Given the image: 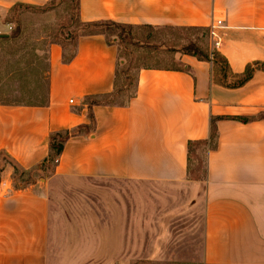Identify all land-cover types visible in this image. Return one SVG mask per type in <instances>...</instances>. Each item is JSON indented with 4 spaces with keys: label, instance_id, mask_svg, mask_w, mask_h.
I'll list each match as a JSON object with an SVG mask.
<instances>
[{
    "label": "crops",
    "instance_id": "1",
    "mask_svg": "<svg viewBox=\"0 0 264 264\" xmlns=\"http://www.w3.org/2000/svg\"><path fill=\"white\" fill-rule=\"evenodd\" d=\"M49 1L0 0V12ZM78 17L83 22L209 29L221 18L217 49L229 62L228 82L249 64L264 62V0H79ZM12 22L0 20V31L13 29ZM179 61L181 68H141L137 94L127 105H89L88 96L115 89L117 45L104 34L52 41L43 98L30 104L0 101V157L6 152L32 168L49 156L51 133L85 126L67 138L48 179L170 187L202 209L203 264H264V118H232H253L264 111V70L256 69L244 85L232 87L215 79L213 61L189 54H181ZM7 79L14 80L13 73L0 87L8 86ZM30 84L11 86L26 92ZM214 116L225 118L217 122V147H204L207 175L190 179L188 142L209 138ZM1 161L0 264H64L50 260L54 248L47 188L16 189L13 165ZM99 203L102 216L110 217L101 219L100 226L86 213L87 235L82 237L124 238L126 221L137 223L140 201L134 200L133 220L125 215L127 200Z\"/></svg>",
    "mask_w": 264,
    "mask_h": 264
},
{
    "label": "rangeland",
    "instance_id": "2",
    "mask_svg": "<svg viewBox=\"0 0 264 264\" xmlns=\"http://www.w3.org/2000/svg\"><path fill=\"white\" fill-rule=\"evenodd\" d=\"M77 14V0H50L34 8L17 5L7 14L0 12L2 23L13 21L14 25L8 32L0 31V81L4 82L10 73L14 76V80L7 79V87H0V101L18 103L43 98L46 82L42 76L47 68L48 45L52 41H68L79 35L83 29L76 24ZM125 30L134 36L132 42L106 35L107 41L118 48L120 83L125 82L127 75L134 80L145 64L181 66L179 57L185 50L208 48L211 57L215 58L213 52L217 46L210 30L173 26ZM149 35L152 39L144 41V36ZM4 37L10 39L1 40ZM220 74L215 66V79H221ZM19 81L31 83L26 92L12 88L11 85L15 86ZM130 84L118 100H126L133 92L135 84ZM204 151L202 147L199 155L206 163ZM51 168L53 164L28 186L35 190L47 188L51 199V241L54 248V253L50 254L51 261L60 263L65 260L64 264H203V212L191 200L184 201L179 192L160 184L135 185L101 179L51 180L47 178ZM114 199L127 200L130 206H126L125 215L127 213L131 220L134 218V200L140 201L141 206L136 208L137 223L126 221L124 238H83L87 235L86 213L90 221L100 225L101 219H109L110 216H102L103 208L98 206L99 202ZM119 209L121 211L122 208Z\"/></svg>",
    "mask_w": 264,
    "mask_h": 264
},
{
    "label": "trees",
    "instance_id": "3",
    "mask_svg": "<svg viewBox=\"0 0 264 264\" xmlns=\"http://www.w3.org/2000/svg\"><path fill=\"white\" fill-rule=\"evenodd\" d=\"M19 6H26L28 8H34V6L24 5V4H19ZM77 11L79 13V0H77ZM76 24L83 29L81 30L79 35L104 34L106 36L107 34H109L112 36H118L120 41L125 39L131 42L134 36L128 35L126 33L125 29L127 28H129L130 30H133L139 27H148L151 29H158L162 27V26H154V25H149V24L133 25V24L120 23V22H116L112 20L83 22L79 19V17H78V23ZM173 27L184 28L187 30L197 29V30H202L206 32H209L210 30L208 27H204V26H173ZM79 35H77L76 38ZM9 39L10 37H4L1 40H9ZM151 39L152 37L149 35V36H144L143 40L150 41ZM197 43L198 42H195L194 44L197 45ZM184 54L195 56L199 60L213 61L215 66L220 70V73H221L220 81L227 86L239 87L241 85H244L249 79H251L256 69L264 70V62H256L254 64H249L244 72L234 74L233 75L234 81L230 83L227 80L228 72H230L229 62L221 54V52L218 49L213 52L215 58L211 57L210 51L208 48H202V47H199L198 51L185 50ZM219 58L221 59L219 60ZM69 59L71 58L65 56V60H69ZM152 67H158V66H151L149 64H145L140 68H152ZM175 67L181 68V66H175ZM120 75H121V70L118 67L116 71L114 91L109 94L88 96L86 98V101L89 103V105H97V104L127 105L129 104L130 100L137 94L138 74L134 80L131 78V76L127 75L124 83H120ZM46 82H48V77L46 78ZM133 82L135 86H134L133 92L129 95V97L126 100H118L119 96H121V94H123L128 88H130V85H131L130 83H133ZM18 103L30 104L32 102L24 101V102H18ZM221 118H225V117H215V116L212 117L211 133H210L209 138L199 139V140H190L188 142V175L190 179L203 180V178L207 175L206 163H203V160L201 156L199 155V150L202 147H206L207 149H215L217 147L218 134H219L217 122ZM232 118L240 119L243 121L264 118V111H262L261 113H259L257 116L253 118H239V117H232ZM86 127L90 128L91 126L87 125ZM84 128L85 126L81 127L79 130L65 129V130H60V131L51 133L49 156L41 164L37 166H34L32 168H24L20 164H18L12 157H10L6 152H3L1 154L0 166L2 164L1 160L3 159L10 162L14 167V173H13L14 187L16 189L27 188L30 184L33 183L36 176H39V174L42 171H44L46 168H48L49 165L53 164V167H55V165L57 164L56 159L62 153L64 145H65V141L67 140V138L71 135H74V134H77L78 132L83 131ZM195 162H196V165L194 166ZM1 170H2V167H0V174H1Z\"/></svg>",
    "mask_w": 264,
    "mask_h": 264
},
{
    "label": "built area",
    "instance_id": "4",
    "mask_svg": "<svg viewBox=\"0 0 264 264\" xmlns=\"http://www.w3.org/2000/svg\"><path fill=\"white\" fill-rule=\"evenodd\" d=\"M224 20L221 18H216L213 20L212 24L210 25V35L215 42V45L218 47L221 42V36L219 34V30L223 27ZM73 102V100H71ZM58 162V159H56Z\"/></svg>",
    "mask_w": 264,
    "mask_h": 264
},
{
    "label": "water",
    "instance_id": "5",
    "mask_svg": "<svg viewBox=\"0 0 264 264\" xmlns=\"http://www.w3.org/2000/svg\"><path fill=\"white\" fill-rule=\"evenodd\" d=\"M8 34H6V36H7Z\"/></svg>",
    "mask_w": 264,
    "mask_h": 264
}]
</instances>
